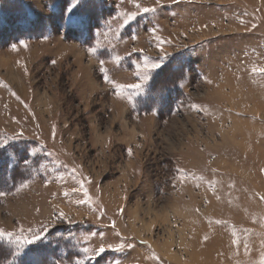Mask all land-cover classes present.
<instances>
[{"label":"rangeland","instance_id":"obj_1","mask_svg":"<svg viewBox=\"0 0 264 264\" xmlns=\"http://www.w3.org/2000/svg\"><path fill=\"white\" fill-rule=\"evenodd\" d=\"M73 3L0 0V150L32 166L0 191V239L41 232L63 264H261L264 0Z\"/></svg>","mask_w":264,"mask_h":264},{"label":"trees","instance_id":"obj_2","mask_svg":"<svg viewBox=\"0 0 264 264\" xmlns=\"http://www.w3.org/2000/svg\"><path fill=\"white\" fill-rule=\"evenodd\" d=\"M1 29L2 25L0 24ZM10 29L12 28L9 27V31ZM2 30L0 31V37H4ZM13 144L10 143L5 146L6 148L0 150V191L8 187H16L22 178L30 177L27 172L28 168L32 167L29 163L30 153L27 151V153L24 152L25 155L22 154L20 152V150H23L22 145L19 146L20 150L16 151L17 147ZM14 152H17L20 156L19 164L11 162L12 153ZM14 252V246L0 239V264H56L57 261H65V259L69 261V257L74 253V251H70L67 253L69 256L66 257L65 253L60 252L59 244H55L51 240H43L32 244L25 248L19 256L14 255ZM92 264H97V261Z\"/></svg>","mask_w":264,"mask_h":264},{"label":"snow or ice","instance_id":"obj_3","mask_svg":"<svg viewBox=\"0 0 264 264\" xmlns=\"http://www.w3.org/2000/svg\"><path fill=\"white\" fill-rule=\"evenodd\" d=\"M80 3V0H74V3L72 5V7H75L76 4H79ZM155 9H149V8H144L143 11L145 13L149 12V11H154ZM72 11V8H69L68 9V12L70 13ZM136 13H131L129 15L126 16L125 18V21L124 23L127 24L129 23V21L131 20H134L136 18ZM153 32L155 31V29L152 30ZM101 63L103 64V61H101ZM139 68V65L137 66ZM147 67V65L145 66ZM160 67V64L158 63H154L151 65V68L152 69H157ZM101 71L104 72L105 69L101 68ZM253 72H259V73H264V67H261V68H253L252 69ZM104 79L105 82L107 83H112L115 85V88L116 89H122L124 87H128V88H135V89H140L141 88V85L139 83H136V84H129V85H123V84H115V81L111 80L107 75H104L102 77ZM117 95H119V91L116 92ZM149 95L150 96H155L156 97V102L157 103H162L165 98H166V89L164 87H161L160 89H157L155 92H152L149 90ZM27 163V161H25ZM65 195H67V193H65ZM84 195L85 196H88L89 193L88 191L85 189L84 190ZM90 202V201H89ZM60 217H64V213H60ZM69 223H71V221H68ZM113 227H115V225L113 224ZM43 231V230H41ZM9 236L11 237V233H4L3 231H0V237H3V236ZM43 239H46V236L45 235H42L41 232H37L35 234H33L31 237H28V238H24L23 240V243H21L19 241V239H17L16 243H17V251H16V255L19 256L21 254V251L28 245H32V244H35L37 241H41ZM125 247L124 244H120L116 247H113L111 245L105 247V246H100L98 249L95 250V254L90 257V259H96L98 257H102L103 254H105L106 252L108 251H120L122 250L123 248ZM89 251L88 248H85L84 249V252L87 253ZM56 264H63L62 261H57ZM78 264H83L82 261H79ZM261 264H264V260L261 261Z\"/></svg>","mask_w":264,"mask_h":264}]
</instances>
